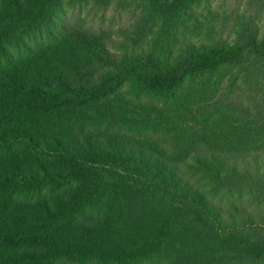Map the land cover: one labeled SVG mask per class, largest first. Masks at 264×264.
<instances>
[{"label":"trees","instance_id":"trees-1","mask_svg":"<svg viewBox=\"0 0 264 264\" xmlns=\"http://www.w3.org/2000/svg\"><path fill=\"white\" fill-rule=\"evenodd\" d=\"M213 1L0 0V264H264V0Z\"/></svg>","mask_w":264,"mask_h":264},{"label":"rangeland","instance_id":"rangeland-1","mask_svg":"<svg viewBox=\"0 0 264 264\" xmlns=\"http://www.w3.org/2000/svg\"><path fill=\"white\" fill-rule=\"evenodd\" d=\"M248 0H214L211 4V11L204 12L202 15V23L203 26L191 25V32L194 30V34L199 36L208 37L212 34H217L218 36H222V40L230 41L232 39L231 34L233 33L235 27L237 26L238 18H241L245 10L248 9L247 5ZM250 12L254 13V9L250 6ZM261 23L264 22V16H262ZM137 17L133 16L130 13L123 14L121 19L116 21V25L118 27L123 28L124 23L128 26H132L135 24ZM199 31V32H198ZM193 34V35H194ZM205 37V36H204ZM196 41H200L197 39ZM226 75H215L213 78H210L207 82H200L194 85H220L225 84ZM204 83V84H202ZM203 94V90L197 92V95L200 96ZM191 164L192 162L189 161ZM220 197V196H219ZM220 200V199H219ZM221 203L228 204V201L224 197V200H221Z\"/></svg>","mask_w":264,"mask_h":264}]
</instances>
